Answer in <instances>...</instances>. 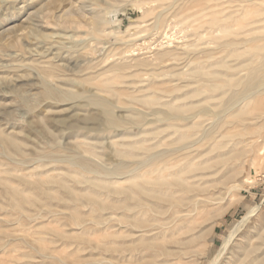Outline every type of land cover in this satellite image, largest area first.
Masks as SVG:
<instances>
[{"label": "bare ground", "instance_id": "bare-ground-1", "mask_svg": "<svg viewBox=\"0 0 264 264\" xmlns=\"http://www.w3.org/2000/svg\"><path fill=\"white\" fill-rule=\"evenodd\" d=\"M134 4L139 9L146 6L143 14L152 16L149 27L156 35L168 38V33L177 27L183 32L182 41L172 47L163 45L165 48L155 52L156 65L154 62V68L148 67L150 64L145 67L152 68V72L141 74L135 64L139 72L130 75L127 72L133 70L118 66L117 61L107 70L112 75L101 82L99 78V86L92 91L95 93L85 96L75 92L72 84L73 88L66 86L68 89L48 84V78L58 75L59 67L54 63L46 67L38 63L41 67L36 68L46 78L40 95L60 102L83 97L88 106L100 109L107 129L116 132L109 136L107 144L116 159L111 165L98 162L105 147L97 138L92 143L87 138L80 140L76 145L79 154L69 147L61 150L56 144L43 145L36 153L31 149L32 154H38L36 167L30 174L21 175H42L49 166L46 161L51 160L68 167L76 185L86 186L72 189L64 177L59 179L63 184L59 182L58 191L63 192L54 191L50 198L58 206L48 203L41 214L53 216L56 222L61 217L65 224L59 222L60 228L55 231L42 227L45 239L39 244L32 242L39 245V264H181L188 248L201 239L199 219L217 201V189L222 186L228 192L234 191L238 185L232 182L242 175L238 171L217 174L228 170L233 161L251 155L257 139L254 136L261 134L255 130L263 125L260 120L264 117V0H139ZM94 5L91 33L96 35L107 26V8ZM121 57L120 54L118 59ZM166 67L165 71L161 69ZM105 93L112 96L113 103L106 100ZM114 108L122 115L114 116ZM6 136L0 131L7 159L29 161L27 147L13 140L6 143ZM241 165L239 162L237 166ZM9 174L0 169V180L5 188L18 192L9 184ZM34 199L29 197L25 204L35 206ZM14 205L22 210L15 200ZM68 227L74 233H69ZM48 236L50 242L46 240ZM58 246L67 249L64 247L61 254ZM248 255V264H264V259ZM35 256L30 252L22 255L17 264H33Z\"/></svg>", "mask_w": 264, "mask_h": 264}, {"label": "rangeland", "instance_id": "rangeland-1", "mask_svg": "<svg viewBox=\"0 0 264 264\" xmlns=\"http://www.w3.org/2000/svg\"><path fill=\"white\" fill-rule=\"evenodd\" d=\"M137 1L139 0H0V131L4 136L8 135L6 143L10 141L20 143V146L27 147L28 153L31 149L33 152L41 150L43 145L56 144L62 148L61 150L69 147L72 152L79 154L80 151L76 145L81 142L80 140L87 138L85 140H91L92 143V140L97 142V139H100L98 141H101L105 148L103 157L101 160L98 159V162L111 165L116 161L107 145L109 136L111 137L115 131L107 129L104 125L99 114L100 109L94 105L88 106L83 97L68 99L69 101L62 100L63 102L45 99L40 93L43 86L41 83L46 78L39 69L41 65L46 67L54 63L61 71H57L58 75H55L54 79L48 78L50 79L46 80L48 84L58 89H68L66 86L73 88L75 85L73 90L85 96L95 93L92 91L99 86L97 81L99 78L101 82L112 75L109 71L107 72L112 65H125L127 71L133 70L130 71L131 73L126 71L130 75H135L139 71L141 74L152 72L151 69L154 68L152 64L155 62L153 64L155 66L157 61L154 58L157 55L155 52L158 53V50L160 52L164 46L172 47L176 42L182 41L183 32H179L177 27L168 33L169 39L153 33L149 27L153 18L143 14L147 9L145 5L141 9L135 6L134 3ZM95 3L107 8L105 17L107 26L93 35L91 20L95 16L93 10V8L96 9ZM138 28L147 31V36ZM138 30L142 32V35ZM129 36L136 40H134L135 44L133 40L129 41ZM126 41L127 44H125ZM129 42H132L131 45ZM132 45H134L131 47L133 50L130 48ZM126 51L128 54L132 53L128 55ZM124 53L129 58L124 57ZM120 54L124 57V61L128 59L127 64L122 62V57V60L118 59ZM130 58L132 61H129ZM149 60L151 62H148ZM137 61L139 64L136 63ZM134 65L137 69L144 70L138 69V71ZM147 65L152 68L145 69ZM161 69L165 71L168 67ZM80 79L81 83L73 82H80ZM103 96L109 102H114L112 96L107 93ZM120 112L119 109H113L114 116L120 115ZM89 117L90 121L87 120ZM262 120L260 122L263 125L258 128L261 132L255 130L256 133L261 134L254 136V139H257L252 147L253 152L251 151V155L248 153L251 157L247 155L250 160L247 156L240 160V164L244 166L241 165L242 168L237 166L239 162L233 161L229 167L227 166L228 170L224 169L217 174L224 175L227 171H238L239 175L242 173L232 182L238 185L236 190L228 192L222 186L217 189L215 193L217 201L209 206L210 209H206L204 216L200 218L201 220L199 219L200 222L198 221V233L201 239L191 244L181 264H248L246 260L249 258L248 254L258 260L264 259V117ZM58 121H62L63 124L57 125ZM107 132H111L110 135H107ZM49 134L55 136H49ZM9 136L11 139L8 141ZM52 139L56 140L55 143L50 142ZM4 145L0 141V169H5L12 174L7 175L8 182L16 187L18 192L14 190L16 195L5 188V184L0 180V264H13L11 259H15L17 264V260L29 252L32 256L38 255L35 257L40 259L37 245L39 240L45 239V236L42 237V227L55 231L56 228H60L59 222L65 224V220L61 217H57L61 221L56 222L53 216L41 214L44 213L41 210H44L45 206H49L52 202L50 205L53 207L57 204L50 198H52L51 193L61 189L59 179L64 177L65 183L73 187L72 189H85L86 186L76 185L73 181L74 175L68 174V167L63 164L57 165L51 160L46 161L49 166L43 170L42 175H21L30 174L36 167L35 160L39 159L38 154H35L36 152L32 154L31 151L32 153H29L31 159L28 157L30 162L28 160L23 163L18 160L10 161L3 153ZM53 168L56 170L52 171ZM242 169L243 172H241ZM57 173L60 175H55ZM88 177L92 178V175ZM232 183L229 185H233ZM29 197L35 200V206L25 204L30 201ZM14 200L19 203L22 210L14 205ZM234 229L235 232H233ZM67 230L69 233H74L69 230V227ZM46 238L50 242L51 237ZM32 242H38V244L34 245ZM19 244L22 245L21 247H26L21 248ZM64 247L58 246L57 251L59 253L65 251L67 247L65 249ZM18 248L21 251L18 252ZM26 249L31 251L28 252ZM37 259L33 260V264L41 262V259L40 261Z\"/></svg>", "mask_w": 264, "mask_h": 264}]
</instances>
